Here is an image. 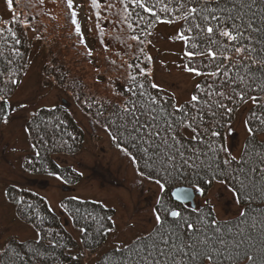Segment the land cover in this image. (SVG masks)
I'll use <instances>...</instances> for the list:
<instances>
[{
  "label": "trees",
  "instance_id": "16d2710c",
  "mask_svg": "<svg viewBox=\"0 0 264 264\" xmlns=\"http://www.w3.org/2000/svg\"><path fill=\"white\" fill-rule=\"evenodd\" d=\"M78 1L84 4V20L78 17L74 1L72 8H68L67 0H58L64 21L62 30L51 25V30L45 32L38 16H29L32 3L29 0H14L13 3L20 11L23 9L26 12L24 20L22 12L7 20L0 14V95L5 97L0 101V121L8 117L11 110L9 98L20 84L29 63L32 45L24 22L30 21L29 24L34 27L36 35L44 40L47 49V58L41 68L42 78L63 89L89 120L104 128L113 145L132 159L138 174L164 184L154 210L156 215L159 213L162 216L165 228L171 232L175 228L174 220L179 218L171 217L162 210L164 208L182 213L189 222L197 225L215 221L211 226H219L221 233L231 228L229 239L238 229H243L241 252L257 256L259 264V258L264 256V139L259 138L258 134L264 132V124L257 117H264V92L255 87L249 89V97L256 96L259 102H253L250 98L241 100L233 95L231 100L221 101L224 109L215 108L206 103L209 96L205 93L213 79L218 85L223 77L209 78L202 74L192 90V96L196 95L199 99L192 101L191 96L176 105L158 86L152 87L148 72L150 59L145 49L149 33L161 20L177 21L178 34L193 36L192 32L187 31L185 20L179 18L181 13L177 10L176 0H160L159 3L157 0H141L152 9L151 12L139 7L136 0H96L95 4L93 0ZM165 5L172 10L163 11ZM254 10L259 11V6ZM256 23H260L259 16ZM67 29L70 33L66 34L69 38H75L76 50L80 49L83 59L96 60L103 77L108 76L103 78L102 85L86 82L80 71L82 68L76 66L78 62L65 57L63 51L68 52L71 44L58 48L61 39L68 37L61 33ZM17 40L19 43H16ZM193 42L186 44L183 40L185 52L194 50L191 48ZM185 63L186 67L199 68L201 73L212 70L203 67L207 61L200 56H185ZM197 85L200 87L197 88ZM214 89L222 90L216 85ZM212 99L219 98L213 95ZM248 101L251 104L246 109L245 120L249 132L243 139L239 155L234 157L226 148V131L237 109ZM64 102L39 106L26 117L24 123L31 150L23 156L22 163L28 174H54L74 184L79 180L80 173L69 165L58 164L54 159L55 154H76L84 143V130L67 107V101ZM141 105L144 106L141 111L147 110L159 117L155 123L160 131L154 141L148 140L147 135L144 141L139 140L136 133H133L137 136L135 140L129 136L132 132L129 122L139 118L143 125L148 115H141V111L126 115L123 108L135 109ZM192 117L196 118L194 124ZM181 119L185 121L184 125L177 126L175 122ZM190 124L192 126H188ZM147 131L146 127L142 129L143 133ZM214 132L218 134L213 135ZM161 138L167 139L168 144H174V147L168 149L161 143ZM153 143L160 147H150ZM144 147L148 148L147 154L140 150ZM181 147L185 150L183 158L176 153V149ZM194 148L198 167L192 169L182 161L192 155ZM164 152L174 155L175 162L167 163L163 159ZM225 160L229 163H224ZM214 181H220L233 191L241 206L238 214L218 219L210 204H195L192 208L171 197L170 192L176 186H190L205 195ZM31 188L8 183L5 199L12 204L15 214L23 222L38 231V237L5 238L0 245V264H81L85 255L106 241L109 230L114 226V210L111 207L90 199L62 198L60 207L78 233V238H75L46 198ZM160 228L161 223L156 220L149 231L121 247L107 249L96 264H127L130 260L128 249L134 252L145 242L150 244L149 237H154ZM236 239L239 240L240 236H236ZM240 264L251 262L241 256Z\"/></svg>",
  "mask_w": 264,
  "mask_h": 264
},
{
  "label": "rangeland",
  "instance_id": "374dc122",
  "mask_svg": "<svg viewBox=\"0 0 264 264\" xmlns=\"http://www.w3.org/2000/svg\"><path fill=\"white\" fill-rule=\"evenodd\" d=\"M73 1L78 17L84 20V4L78 0ZM29 2H32L29 16H38L45 32L51 30V25H56L58 30L64 29L58 0ZM19 12H22L24 20L26 12L23 9L20 11L14 4L10 9L6 0H0V14L4 20ZM29 22H24L32 45L29 63L20 84L9 98L10 113L0 121V245L7 237H38V231L23 222L15 214L12 204L5 199L8 183L28 185L46 198L75 238H78V233L60 207L62 198L90 199L114 210V226L109 230L106 241L85 255L81 263L96 264V260L107 249L121 247L153 227L156 221L154 204L161 187L157 182L138 174L132 159L113 145L109 133L89 120L63 89L42 78L41 68L47 58V49L44 40L36 35ZM82 29L85 31L83 26ZM61 33L64 35L70 33V30ZM68 43L71 46L68 52L63 51L65 57L78 62L76 66L82 68L80 71L86 82L102 85L103 78L108 76L103 77L98 62L83 59L80 49L76 50L74 37L62 38L58 48L68 46ZM145 49L150 59L148 72L153 84L169 95L176 105L190 99L193 87L202 74L187 71L184 43L178 38V22L158 21L145 41ZM64 101H67V107L84 130V143L76 154H55L54 159L58 164L69 165L80 173L79 180L74 184L54 174H28L22 163L23 156L31 150L24 123L26 117L39 106H51ZM250 104L248 101L241 105L227 127L226 148L234 157L239 155L243 139L249 132L245 113ZM258 137L264 139V132L258 134ZM195 198L197 205L210 204L218 219L234 216L241 210L233 191L220 181H214L205 195L199 193Z\"/></svg>",
  "mask_w": 264,
  "mask_h": 264
},
{
  "label": "snow or ice",
  "instance_id": "6c2138e0",
  "mask_svg": "<svg viewBox=\"0 0 264 264\" xmlns=\"http://www.w3.org/2000/svg\"><path fill=\"white\" fill-rule=\"evenodd\" d=\"M6 2L11 9L14 0H6ZM95 2L96 0H93V4ZM157 2L159 3L160 0ZM136 3L146 11H152L151 8L141 3V0H136ZM72 6L73 0H67V7L72 8ZM176 6L181 13L179 18L188 24L187 31L193 33L192 37H188L184 33L178 34V38L184 40L186 44L189 41H194L191 44V48L194 50L187 51L185 55L189 58L202 57L207 61L203 67L212 69L201 73L199 68L187 67V71L197 75L203 74L209 78L223 77L218 85L216 79H213L212 84L208 85V91L205 94L209 96V100L206 103L215 108L224 109L225 105L221 101L223 99L231 100L233 95L239 96L241 100L250 98L253 102H259L258 97H249V89L255 87L264 92V0H176ZM258 6L259 11H255L254 9H257ZM162 10L169 12L172 9L165 5ZM257 16L260 19L259 24L256 23ZM16 43H19V40ZM257 73L260 75L257 76ZM132 79L134 80L135 77ZM214 85L222 90L215 91ZM152 87L155 88L157 85L153 84ZM199 87L197 85V88ZM213 95L219 99H212ZM4 99V95H0V101ZM191 99L197 101L199 97L194 95ZM152 102L155 103L154 100ZM143 108V105L135 109L124 107L123 111L128 115L141 111ZM212 114L216 115L215 112ZM141 115H148V119L143 125L139 118L130 121L132 132L129 133V136L133 140L138 136L139 140L144 141L145 135H147L148 140L154 141L160 131L155 123L159 117L151 115L147 110L141 111ZM191 119L194 124L196 118L192 117ZM257 119L261 124H264V117H257ZM175 123L177 126H181L185 121L181 119ZM145 127L148 131L143 133L142 129ZM170 127L171 125H169ZM133 133H136L137 136H134ZM217 134L213 133V135ZM193 138L198 139V137ZM161 143L168 149L174 147V144H168V140L165 138H161ZM150 147L158 149L160 145L153 143ZM140 150L148 153L147 147ZM176 153L183 158L185 150L181 147L176 149ZM163 159L167 163L175 162V156L170 152H164ZM196 159L198 157L194 148L192 155L183 159L182 162L189 168L195 169L198 167L195 163ZM233 159L235 158L233 157ZM224 163L227 164L229 161L225 160ZM165 171L167 172V169ZM156 182L163 190L164 184L160 181ZM173 195L177 200L187 199V194L179 188ZM157 203H161V201H157ZM162 210L173 218H179L174 220L175 228L169 232L162 223V216L157 213L156 220L157 223H161V228L156 231L154 237H149L150 244L145 242L142 246H138L134 252L132 249H128L130 260L127 264H240L241 256L251 264H257V256L241 252V244L244 242L243 229H238L229 239L228 234L232 233V229L226 228V231L221 233L219 226L215 228L211 226L215 224V221L197 225L189 222L178 211L167 208ZM236 236H240V239L237 240ZM262 252H264V248H262ZM259 264H264V256L259 258Z\"/></svg>",
  "mask_w": 264,
  "mask_h": 264
},
{
  "label": "water",
  "instance_id": "95a60500",
  "mask_svg": "<svg viewBox=\"0 0 264 264\" xmlns=\"http://www.w3.org/2000/svg\"><path fill=\"white\" fill-rule=\"evenodd\" d=\"M179 188L181 189V191L183 193L187 194V199L184 200H177L176 197L173 195V193L175 192V190ZM198 191H195V189H193L190 186H176L171 190V197L173 200L180 202V203H189L191 207L195 206V202H194V196Z\"/></svg>",
  "mask_w": 264,
  "mask_h": 264
}]
</instances>
